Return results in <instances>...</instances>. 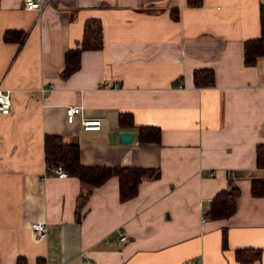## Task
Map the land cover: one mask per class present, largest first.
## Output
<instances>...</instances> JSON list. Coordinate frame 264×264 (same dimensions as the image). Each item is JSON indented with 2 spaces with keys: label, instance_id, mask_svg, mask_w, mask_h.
<instances>
[{
  "label": "crops",
  "instance_id": "0c3cea01",
  "mask_svg": "<svg viewBox=\"0 0 264 264\" xmlns=\"http://www.w3.org/2000/svg\"><path fill=\"white\" fill-rule=\"evenodd\" d=\"M23 1L0 0V88L12 97L0 112V264H264V194L251 188L264 180V54L244 61L263 0H46L42 10ZM90 18L101 20L103 47L83 50L63 77ZM201 68L213 69L212 85L196 84ZM73 104L82 110L69 122ZM85 117L101 128L83 129ZM140 125L159 126L160 142L140 141ZM125 130L130 142L120 141ZM47 134L77 141L84 165L160 174L122 200L116 175L91 187L48 172ZM231 186L236 211L208 218L214 195ZM36 220L47 222L44 240ZM238 248L261 256L241 263Z\"/></svg>",
  "mask_w": 264,
  "mask_h": 264
},
{
  "label": "trees",
  "instance_id": "16d2710c",
  "mask_svg": "<svg viewBox=\"0 0 264 264\" xmlns=\"http://www.w3.org/2000/svg\"><path fill=\"white\" fill-rule=\"evenodd\" d=\"M190 5H200L202 0H188ZM173 17L177 18V9H172ZM261 33L258 37L250 38L244 43V61L247 65H254L264 54V0L260 5ZM103 27L99 18H90L85 22L84 35L77 46L69 49L65 54L63 77L69 76L81 65V53L87 49H99L103 47ZM12 30L5 33V39H12ZM23 32L19 31V38H23ZM195 82L200 86L212 85L215 75L213 69L201 68L194 72ZM125 114L120 117L121 124L125 123ZM133 123V120L130 121ZM138 138L140 141L160 142L161 128L156 125H140L138 127ZM45 160L48 169L62 164L69 175H76L79 179L91 187L102 184L108 177L116 175L119 177L120 197L127 200L134 197L138 192L139 183L148 178L158 177L160 171L156 168H143L134 166L110 167L105 165L88 166L80 161V145L77 141H67L62 135L47 134L45 136ZM257 165L264 167V143L257 146ZM252 193L254 195L264 194V180L254 179L252 181ZM91 189L83 192L77 207V216L80 218V209L86 203ZM240 189L237 186L218 191L210 202L206 213L208 218H225L231 216L237 208V199ZM261 251L256 248H238L236 258L241 263H249L259 259ZM21 264V263H20Z\"/></svg>",
  "mask_w": 264,
  "mask_h": 264
},
{
  "label": "built area",
  "instance_id": "2783aa9c",
  "mask_svg": "<svg viewBox=\"0 0 264 264\" xmlns=\"http://www.w3.org/2000/svg\"><path fill=\"white\" fill-rule=\"evenodd\" d=\"M24 7L29 10H42L46 3V0H24ZM12 105V97L10 90L0 88V112L9 113ZM80 105L73 104L66 107V116L69 122H73L81 112ZM82 126L85 130H98L102 126L101 118L85 117L82 119ZM48 169V166H47ZM48 172L58 174L59 177H65L68 175L66 169L62 164H57L48 169ZM203 218H206L203 217ZM32 229L37 240H44L48 234V225L46 220H36L32 223ZM128 240V236L124 232H119L118 242H125Z\"/></svg>",
  "mask_w": 264,
  "mask_h": 264
},
{
  "label": "water",
  "instance_id": "95a60500",
  "mask_svg": "<svg viewBox=\"0 0 264 264\" xmlns=\"http://www.w3.org/2000/svg\"><path fill=\"white\" fill-rule=\"evenodd\" d=\"M135 136V132L134 131H122L120 133V141L121 142H130Z\"/></svg>",
  "mask_w": 264,
  "mask_h": 264
}]
</instances>
